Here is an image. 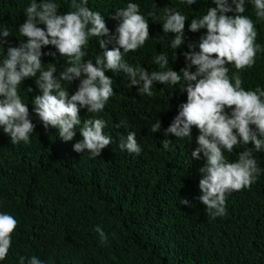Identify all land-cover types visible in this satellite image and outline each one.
Listing matches in <instances>:
<instances>
[{
    "label": "trees",
    "instance_id": "trees-1",
    "mask_svg": "<svg viewBox=\"0 0 264 264\" xmlns=\"http://www.w3.org/2000/svg\"><path fill=\"white\" fill-rule=\"evenodd\" d=\"M31 2L0 0V41H4L0 44V60L9 47L27 42L19 28L27 19L25 10ZM49 2L59 6V14L72 11L71 0ZM128 3L139 5L140 14L148 20L150 37L142 47L128 52L124 60L149 73L166 70L153 62L159 54L167 55L172 70L185 68L188 62L183 54L190 51V44L199 51L200 38L206 35V29L190 32L191 20L202 18L216 6L213 0H196L193 5L181 0H88L86 6L102 15L109 35L89 39L85 62L91 59L95 64V57L106 50L100 47V40L106 42L107 50L119 47L116 30L121 21L116 13ZM165 8L187 17L185 42L177 50L171 48L175 34L163 32ZM245 8L243 15L252 19L258 32L256 43L264 47V19L256 17L251 0H245ZM4 30L10 31L8 37H3ZM120 51L123 53L122 48ZM42 52L55 53L43 55L42 63L44 70L48 64H55L57 78L70 66L68 58L60 56L53 46ZM226 66L230 78L233 74L241 76L246 91L264 89V51L257 53L253 67L239 73L234 65ZM105 75L113 81L114 95L104 110L89 113L81 108L79 113L81 123L96 118L106 122L104 134L112 143L96 158H90L88 152L74 151V144L82 139L79 126L68 142L59 137L57 129L49 126L45 130L32 103L35 96L42 95L35 83L39 73L19 86V95L36 127L27 144L11 143L10 136L0 128V213L18 221L12 247L0 264H19L20 256H35L42 264H264V150L253 149L261 169L255 183L226 193V215L212 218L199 201L203 194L199 170L205 167L206 157L202 152L198 159L192 157L198 147V129L192 128L190 142L171 134L165 136L180 105L187 101V93L181 91L183 82L174 86L154 82V94L149 97L136 86L130 87L123 71H106ZM79 83L80 79L71 84L62 82L69 98ZM158 120L161 129L153 133L152 126ZM129 131L136 133L142 149L139 155L119 147ZM165 140L171 141L168 149L162 146ZM246 147L253 145L241 144L231 153L224 150L225 158L236 162ZM181 199L191 207L182 205ZM97 225L106 233V241H101L95 231Z\"/></svg>",
    "mask_w": 264,
    "mask_h": 264
},
{
    "label": "clouds",
    "instance_id": "clouds-1",
    "mask_svg": "<svg viewBox=\"0 0 264 264\" xmlns=\"http://www.w3.org/2000/svg\"><path fill=\"white\" fill-rule=\"evenodd\" d=\"M193 5L196 0H181V3ZM88 0H71L69 11L59 14V6L49 0L36 3L32 0L26 8V21L20 26L19 33L27 37L26 43L19 47H9L3 60H0V128L10 136L11 143L30 142V134L36 125L30 119L28 106L19 95V86L27 78H36L42 95L33 98L34 112L45 130L51 126L58 130L64 141H72L79 126L82 139L74 144L76 153L88 152L90 158L99 157L112 143L110 136L104 134L106 122L102 119H86L81 123V108L89 113H99L105 108L109 98L114 95L113 81L105 75L106 71H123L130 79V87L136 86L140 92L153 96L154 82L174 86L181 84V91L187 93L186 103L180 105L178 115L166 129L165 136L171 134L177 138L191 141V131H199L196 139L198 147L192 157L198 159L202 152L206 165L199 171L203 179L199 182V197L212 218L226 215V193L250 188L261 174L253 149L264 150V89L246 91L242 87L239 74L229 77V68L234 65L237 73L251 68L255 64L257 53L264 47L256 43L258 32L252 19L243 15L246 11L245 0H213L202 18L191 20L189 31L196 33L206 29L201 36L198 48L189 45L185 52L186 67L180 72L168 67L166 54H159L154 63L161 71L149 73L142 67H132L125 60L128 52L142 47L150 37L148 20L140 14L136 3H128L116 16L120 19L117 28L119 47L107 50L106 42L100 40V47L106 49L95 57V64L89 59L85 62L86 48L91 37L109 35V29L99 12L90 10ZM258 19H264V0H251ZM234 5V8L232 7ZM163 32L175 34L171 48L179 49L184 44V30L187 17L180 11L164 9ZM234 12L233 16L227 15ZM153 13H149L152 16ZM44 25L45 28L38 27ZM3 37L10 35L9 30L2 32ZM4 41H0L3 44ZM53 46L60 56L67 57L70 65L57 78L55 64H48L44 70L43 55L55 56V53L42 52L47 46ZM123 49V53L120 49ZM176 59V55H175ZM195 67L193 72L191 69ZM80 79L75 94H69L62 82L70 84ZM234 81V83H233ZM32 89L29 88L28 92ZM230 110V111H226ZM161 129L160 120L152 126L155 133ZM171 141L165 140L162 146L168 149ZM246 147L238 154L236 162H229L224 150L231 153L239 145ZM121 150L139 155L142 151L136 139V133L129 131L126 139L119 143ZM182 205H189L181 199ZM18 221L11 215L0 213V261H4L12 247V234ZM95 231L101 241L107 240L106 233L99 225ZM19 264H42L33 256L19 257Z\"/></svg>",
    "mask_w": 264,
    "mask_h": 264
}]
</instances>
